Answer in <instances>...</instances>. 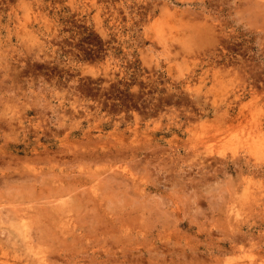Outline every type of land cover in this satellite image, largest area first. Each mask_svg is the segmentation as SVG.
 I'll use <instances>...</instances> for the list:
<instances>
[{
	"label": "rangeland",
	"instance_id": "obj_1",
	"mask_svg": "<svg viewBox=\"0 0 264 264\" xmlns=\"http://www.w3.org/2000/svg\"><path fill=\"white\" fill-rule=\"evenodd\" d=\"M0 249L264 264V0H0Z\"/></svg>",
	"mask_w": 264,
	"mask_h": 264
},
{
	"label": "bare ground",
	"instance_id": "obj_2",
	"mask_svg": "<svg viewBox=\"0 0 264 264\" xmlns=\"http://www.w3.org/2000/svg\"><path fill=\"white\" fill-rule=\"evenodd\" d=\"M200 139H201V138H200ZM92 140H93V139H92ZM204 140H205V139H204ZM196 142H197V141H196ZM194 143H195V142H194ZM121 144H122V143H121ZM124 144H125V143H124ZM128 144H129V143H128ZM63 145H64V144H63ZM98 145H99V144H98ZM123 146H124V145H123ZM93 147H94V146H93ZM124 147H125V146H124ZM119 148H120V147H119ZM145 148H146V147H145ZM47 150H48V148H47ZM128 150H129V149H128ZM130 150H131V149H130ZM36 151H37V150H36ZM58 151H59V150H58ZM64 151H65V149H64ZM71 151H72V150H71ZM60 152H61V151H60ZM68 152H69V151H68ZM136 152H137V151H136ZM51 153H52V152H51ZM48 154H49V153H48ZM111 154H112V153H111ZM117 154H118V153H117ZM39 155H40V154H39ZM99 155H100V154H99ZM106 155H107V154H106ZM106 155H105V156H106ZM108 155H109V154H108ZM47 156H48V155H47ZM135 156H136V155H135ZM40 158H41V156H40ZM96 158H97V157H96ZM99 158H100V157H99ZM102 158H103V157H102ZM127 158H128V157H127ZM41 159H42V158H41ZM44 159H47V158H44ZM50 159H51V158H50ZM50 159H49V160H50ZM77 159H78V158H77ZM90 159H91V158H90ZM90 159H89V160H90ZM69 160H70V159H69ZM81 160H82V159H81ZM100 160H101V159H100ZM102 160H103V159H102ZM76 161H77V160H76ZM94 161H95V160H94ZM71 162H72V161H71ZM79 162H80V161H79ZM96 162H97V160H96ZM90 163H91V162H90ZM97 163H98V162H97ZM76 164H77V163H76ZM76 167H77V166H76ZM72 168H73V167H72ZM89 168H90V167H89ZM89 168H88V169H89ZM92 168H93V167H92ZM111 168H112V167H111ZM81 169L83 170V168H81ZM88 169H87V170H88ZM127 169H128V168H127ZM92 170H93V169H92ZM92 170H91V173H92ZM100 170H101V169H100ZM100 170H99V171H100ZM119 170H120V169H119ZM128 170H129V169H128ZM54 171H55V170H54ZM62 171H63V170H62ZM62 171H60V173H61ZM84 171H85V170H84ZM103 171H104V170H103ZM129 171H130V170H129ZM52 172H53V171H52ZM72 172H73V171H72ZM101 172H102V171H101ZM110 172H111V170H110ZM62 173H63V172H62ZM88 173H89V172H88ZM94 173H95V172H94ZM129 173H130V172H129ZM51 174H52V173H51ZM64 174H65V173H64ZM70 174H71V173H70ZM80 174H81V173H80ZM92 174H93V173H92ZM111 174H112V173H111ZM124 174H125V173H124ZM130 174H131V173H130ZM55 175H56V174H55ZM65 175H67V173H66ZM116 175H117V173H116ZM120 175H121V174H120ZM38 176H39V175H38ZM56 176H57V175H56ZM77 176H78V174H77ZM88 176H90V175H88ZM93 176H94V175H93ZM57 177H59V176H57ZM61 177H62V175H61ZM78 177H79V176H78ZM78 177H77V179H78ZM109 177H111V176H109ZM118 177H119V175H118ZM67 178H68V177H67ZM95 178H96V175H95ZM97 178H98V177H97ZM112 178H115V179H116V177H115L114 175H112L111 179H112ZM132 178H134V176H133ZM80 179H81V178H80ZM98 179H99V178H98ZM98 179H97V180H98ZM116 180H117V179H116ZM59 181H60V180H59ZM121 181H122V179H121ZM99 182H100V181H99ZM54 183H55V182H54ZM58 183H60V182H58ZM62 183H63V182H62ZM108 183L110 184L109 181H107V184H108ZM105 184H106V183H105ZM115 184H116V183H115ZM69 185H70V184H69ZM78 185H79V183H78ZM112 185H114V183H113ZM114 186H115V185H114ZM126 186H127V185H126ZM62 187H63V186H62ZM77 187H78V186H77ZM105 187H106V186H105ZM105 187H104V188H105ZM82 188H83V187H82ZM115 188H116V187H115ZM64 189H65V188H64ZM89 189H90V188H89ZM56 190H58V189L56 188ZM56 190H55V192H56ZM66 190H67V189H66ZM80 190H81V189H80ZM90 190H92V189H90ZM104 190H105V189H104ZM104 190H103V191H104ZM109 190H110V189H109ZM62 191H63V189H62ZM62 191H61V192H62ZM136 191H137V190H136ZM64 192H65V190H64ZM87 192H89V191H87ZM102 193H103V192H102ZM106 193H107V192H106ZM106 193H105V194H106ZM85 194H86V193H85ZM90 194H91V193H90ZM99 194H100V193H99ZM78 196H79V195H78ZM87 196H88V195H87ZM92 196H93V195H92ZM94 196H95V195H94ZM75 197H76V196H75ZM140 197H141V196H140ZM80 199H81V198H80ZM64 202H65V201H64ZM68 204H69V203H68ZM82 204H83V203H82ZM85 204H86V203H85ZM87 204H88V203H87ZM66 206H67V203H66ZM66 206H65V207H66ZM60 207H61V206H60ZM75 207H76V206H75ZM78 207H79V206H78ZM92 207H93V206H92ZM94 207H95V206H94ZM51 208H52V207H51ZM76 208H77V207H76ZM52 209H53V208H52ZM52 209H51V210H52ZM84 209H85V208H84ZM84 209H82V210H84ZM88 209H89L90 211H92L90 208H88ZM54 210H55V209H54ZM94 211H95V210H94ZM94 211H92V212H94ZM60 213H61V212H60ZM61 214H62V213H61ZM101 215H102V214H101ZM94 222H95V221H94ZM2 224H3V223H2ZM92 224H93V223H92ZM102 224H103V223H102ZM79 229H80V228H79ZM70 230H71V229H70ZM95 231H97V230H95ZM120 231H121V230H120ZM122 231H123V230H122ZM10 232H11V231H10ZM117 233H118V232H117ZM82 235H84V234H82ZM82 235H81V236H82ZM97 236H98V235H97ZM119 236H120V235H119ZM14 238H15V237H14ZM110 238H111V236H110ZM82 239L84 240V238H82ZM140 240H141V239H140ZM142 240H143V239H142ZM76 241H77V240H76ZM120 241H121V240H120ZM16 242H17V241H16ZM28 242H29V241H28ZM13 245H14V244H13ZM16 245H17V244H16ZM123 245H125V244H123ZM123 245H122V246H123ZM232 245H233V244H232ZM234 245H235V244H234ZM27 246H28V245H27ZM125 246H126V245H125ZM136 246H137V245H136ZM139 246H140V245H139ZM28 247H29V246H28ZM130 247H131V246H130ZM230 247H231V246H230ZM234 247H235V246H234ZM121 248L123 249V247H121ZM134 248H136V247H135V244H134ZM232 248H233V247H232ZM93 249H94V248H93ZM0 250H1V249H0ZM22 250H23V249H22ZM26 250H28V249H26ZM88 250H89V249H88ZM104 250H106V249H104ZM63 251H64V250H63ZM107 251H108V250H106V252H107ZM117 251H118V250H117ZM130 251H131V250H130ZM86 252H87V251H86ZM115 252H116V251H115ZM142 252H143V251H142ZM92 253H93V252H92ZM113 253H114V252H113ZM121 253H122V252H121ZM149 253H151V252H149ZM87 254H88V253H87ZM94 254H96V253H94ZM94 254H93V255H94ZM98 254H99V253H98ZM123 254H124V253H123ZM156 254H157V253H156ZM127 255L129 256V252H128ZM215 255H216V254H215ZM67 256H68V255H67ZM96 256H97V255H96ZM102 256H103V255H102ZM131 256H132V255H131ZM131 256H130V257H131ZM138 256H139V255H138ZM30 257H31V255H30ZM30 257H29V258H30ZM33 257H35V255H33ZM63 257H64V256H63ZM126 257H127V256H126ZM139 257H140V256H139ZM145 257H146V256H145ZM20 258H21V257H20ZM65 258H66V257H65ZM87 258H88V257H87ZM173 258H174V257H173ZM210 258H211V257H210ZM33 259H34V258H33ZM66 259H67V258H66ZM75 259H76V258H75ZM75 259H74V260H75ZM100 259H101V258H100ZM108 259H109V258H108ZM118 259H119V257H118ZM126 259H127V258H126ZM126 259L123 260V261H126ZM130 259H131V258H130ZM130 259H129V260H130ZM151 259H152V258H151ZM151 259H150V260H151ZM26 260H27V259H26ZM38 260H39V259H38ZM71 260H72V259H71ZM92 260H93V259H92ZM92 260H91V261H92ZM116 260H117V259H116ZM147 260H148V258H147ZM8 261H9V260H8ZM78 261H79V260H78ZM93 261H94V260H93ZM117 261H118V260H117ZM120 261H121V259H120ZM131 261H132V259H131ZM148 261H149V260H148ZM9 262H10V261H9ZM27 262H28V261H27ZM72 262H74V261H72ZM110 262H111V261H110ZM126 262H127V261H126ZM126 262H125V263H126ZM150 262H151V261H150ZM69 263L71 264V262H69ZM80 263H81V262H80ZM105 263H106V262H105ZM107 263H108V262H107ZM162 263H163V262H162ZM26 264H27V263H26ZM45 264H46V263H45ZM96 264H97V263H96ZM157 264H158V263H157Z\"/></svg>",
	"mask_w": 264,
	"mask_h": 264
}]
</instances>
